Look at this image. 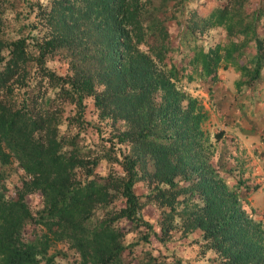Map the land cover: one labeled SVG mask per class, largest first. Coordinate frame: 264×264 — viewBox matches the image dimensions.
<instances>
[{
    "label": "trees",
    "instance_id": "16d2710c",
    "mask_svg": "<svg viewBox=\"0 0 264 264\" xmlns=\"http://www.w3.org/2000/svg\"><path fill=\"white\" fill-rule=\"evenodd\" d=\"M247 1L201 14L183 5L188 23L179 25L175 43L168 38L171 18L160 19L145 0H51L36 13L39 26L20 23L19 15L27 14L16 11L20 24L9 39L0 16V264L52 262L48 251L66 240L83 264H130L124 252L150 243L153 226L141 213L149 203L169 208L160 213L159 240L170 237L180 217L184 232L200 229L224 257L218 264H261L262 248L254 241L261 221L239 202L258 185L242 182L239 196L227 192L218 171L193 161L191 141L207 117L175 83L180 70L213 83L222 62L227 67L242 57L246 83L260 78L264 0ZM18 3L34 8L29 0L7 6ZM215 27L227 33V42L205 46L201 37ZM174 52L187 60L183 67L172 61ZM56 58L66 65L64 74L49 65ZM88 97L115 130L94 147L79 137L90 122ZM66 103L73 112L64 115ZM14 160L24 174L5 185V168ZM147 160L153 172L144 171ZM102 163L109 165L106 174L98 171ZM142 180L149 191L138 195L134 187ZM33 191L46 203L35 214L25 199ZM197 194L202 205L190 206ZM124 221L128 227L119 225ZM129 233L138 238L125 244ZM143 247L137 264H168Z\"/></svg>",
    "mask_w": 264,
    "mask_h": 264
},
{
    "label": "rangeland",
    "instance_id": "374dc122",
    "mask_svg": "<svg viewBox=\"0 0 264 264\" xmlns=\"http://www.w3.org/2000/svg\"><path fill=\"white\" fill-rule=\"evenodd\" d=\"M5 2V6L3 5ZM8 1L0 0V16L2 19V28L7 33L5 38L13 37L17 31L18 25L30 19L36 21L39 26L37 11L44 5H49L51 0H29L34 3V8L31 9L27 3H18L20 8H14L8 5ZM148 5H151L157 16L160 19L168 18L171 22L168 29V38L172 43L176 42L175 34L178 31L179 25L188 23V15L186 10L182 11L183 5L186 9L197 8L198 13L208 12L214 5L227 4L230 0H145ZM256 2L257 0H248ZM26 5V9L24 8ZM4 6V7H3ZM23 11L27 17L23 19V14H20V23H18L16 11ZM165 16V17H163ZM261 35L264 36V26L259 29ZM201 37V36H200ZM201 39L205 40L204 45H214L216 43H226L228 36L221 27L211 28L205 33ZM254 53V49L250 50V54ZM182 54L174 52L172 61L177 63L178 67H183L186 59L181 60ZM247 60V57L238 58L236 64H228L224 67L225 62H222L218 70L217 77L212 83L211 81L201 80L196 72L191 74L187 71L180 70L179 78L175 81L177 89L185 93L190 98L196 100V105L202 107V111L206 115L200 123L199 139H193L189 148L191 158L196 163L204 167H212L219 172V181L224 185L227 192H236L238 186H242L244 182L248 187L258 185V188L250 194L243 192V198L239 201L243 204L246 211L255 216L261 221L259 227V236L254 240L262 248V262L264 264V212L260 213V208L264 206V128L263 125L257 126L254 124L256 113L264 111V68L262 69L260 78L254 84H247V77L240 72V66ZM49 65L57 72L64 74L66 65L56 58L49 62ZM210 89V90H209ZM162 100L158 97L156 100ZM186 101L183 102V105ZM73 105L64 104V115L73 112ZM85 119L90 121L80 131V143L94 147L100 140V137H109L115 130L109 119H102L93 104V98L86 99ZM249 121V122H248ZM246 123V124H242ZM237 124V125H236ZM246 125V127H245ZM251 126L247 129V127ZM76 130H73L75 132ZM220 131L223 132L221 137L216 136ZM243 134V137L241 136ZM126 143L121 145L122 150L126 148ZM119 153V151H117ZM152 161L147 160L144 168L148 172H153L154 168L151 165ZM201 166V167H202ZM119 172V166H114ZM109 165L106 163L100 164L98 171L106 174ZM143 170L140 171L142 173ZM23 171L14 160L5 168V185L8 183L14 184L20 181L23 176ZM241 183V184H240ZM240 184V185H239ZM149 186L146 180L140 181L134 190L140 195L142 192H148ZM26 201L31 208L33 214L36 211L42 210L46 203L44 196L33 191L26 195ZM182 199V197L180 198ZM121 199L119 198L118 201ZM245 201V202H243ZM203 201L200 195L194 196L189 205H202ZM178 206V204L176 205ZM182 205L178 207L180 211ZM256 207V208H255ZM168 207H159L157 204H147L142 210L143 219L148 221L153 226V233L150 237V243L143 247V244L134 247L132 254L125 251L123 261L129 259L130 264H137L141 258V249H148L153 255L161 254V257L168 264H218L221 256L207 240L201 238V230H187L184 232L185 223L180 217H176L175 226L170 231V237L164 241L159 240L161 235L159 223L161 219V211ZM264 211V210H262ZM258 213V214H257ZM105 216L102 210L97 211V216ZM258 215V217L256 216ZM130 223L124 221L120 226L128 227ZM137 236L129 233L124 238V243L128 244L137 240ZM71 241V240H70ZM68 240L56 243L48 251V255H53L52 262L41 264H83V259L75 246H72ZM142 246V247H141Z\"/></svg>",
    "mask_w": 264,
    "mask_h": 264
},
{
    "label": "crops",
    "instance_id": "0c3cea01",
    "mask_svg": "<svg viewBox=\"0 0 264 264\" xmlns=\"http://www.w3.org/2000/svg\"><path fill=\"white\" fill-rule=\"evenodd\" d=\"M255 118H257L256 119V121H255V125L257 126V128L259 127V125H263L262 127L264 128V111L262 110V111H259V113H256V115H255ZM249 122V121H248ZM242 124H246V125H248L247 124V122L246 123H243L242 122ZM237 125V124H236ZM246 125H245V127H246ZM251 126H249V127H247V129L248 128H250ZM241 136L243 137V134H241ZM256 208V207H255ZM260 209V213H263L264 211H262V210H264V206H262V207H259Z\"/></svg>",
    "mask_w": 264,
    "mask_h": 264
}]
</instances>
